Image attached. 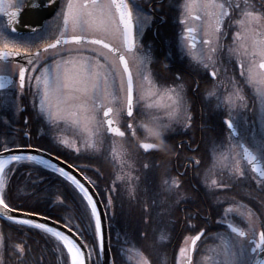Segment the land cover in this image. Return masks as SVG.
<instances>
[{
    "label": "snow or ice",
    "instance_id": "1",
    "mask_svg": "<svg viewBox=\"0 0 264 264\" xmlns=\"http://www.w3.org/2000/svg\"><path fill=\"white\" fill-rule=\"evenodd\" d=\"M27 7H54L55 12L47 21L22 24L24 0L8 8L0 0V14L7 18L0 21V111L11 108L19 117L30 110L23 117L25 142L17 143L16 136L0 141V264H5L2 230L14 226L18 231L35 230L44 241L42 246L50 244L64 258L63 264H101L113 239L107 221L115 216L114 181L125 177L109 174L105 178L101 167H94L102 166L97 145L105 139L114 144L115 138L130 137L145 154L169 151L166 133H185L192 127L188 91L198 95L201 80L210 83L204 98L215 97L213 111L219 110L227 135L209 141L214 150L204 173L199 170L200 159L186 157L193 176L206 177L215 169L217 178L203 181V193L191 185L193 195H180L174 202L228 203L216 220L226 229L215 234L220 243L209 250L213 255L196 264H264V195L250 198L255 209L237 203L235 195L231 202L220 198L248 179L264 194V0H183L177 50L188 63L183 72L177 71L171 82L164 83L150 67L154 62L151 50L140 42L159 11L151 0H29ZM160 19L164 22V17ZM9 85L12 88L5 91ZM245 88L254 90L251 105ZM25 99L28 103L22 105ZM249 112L255 117L250 123ZM30 118L47 129L54 147L71 149L77 159L69 162L66 155L33 144L27 131ZM138 129L152 142L141 141ZM184 146L181 143L177 148ZM187 147L197 150L191 143ZM245 162L254 173L251 177ZM118 163L123 164V159ZM41 171L55 178L58 192H68L64 199L48 205L51 212L42 209L44 198L35 188L18 195L17 174ZM88 171L97 180L107 179L109 187L101 189L85 174ZM178 176L191 180L186 172ZM165 183L171 191L180 189L182 182L174 178ZM182 211L185 231L195 234L181 233L177 264L179 258L193 264L206 227L191 221L200 219L207 225L211 217L200 208ZM116 239L119 243L120 237ZM15 247L17 259H22L25 248ZM120 252L117 248V256ZM109 260L123 264L114 257ZM142 264L151 260L144 257Z\"/></svg>",
    "mask_w": 264,
    "mask_h": 264
},
{
    "label": "flooded vegetation",
    "instance_id": "2",
    "mask_svg": "<svg viewBox=\"0 0 264 264\" xmlns=\"http://www.w3.org/2000/svg\"><path fill=\"white\" fill-rule=\"evenodd\" d=\"M27 0H24L26 4ZM171 3L172 6H169ZM182 4L183 0H163L162 3H157V0H151V5L153 8H158L159 11L155 12L154 14V22L145 29V34L140 41L146 49L151 50V55L153 57V64L150 66L153 72L157 75V77L161 80V83L164 82H171L174 79L175 73L177 71L183 72L186 68L188 63V59L181 57L177 50V40L182 32V26L178 23L179 19L181 18L182 12ZM145 9H148V4L144 5ZM15 8V7H14ZM54 15V14H53ZM53 15L49 18L51 19ZM161 17H164V22H161ZM47 19V20H49ZM46 20V21H47ZM4 21V19H3ZM170 55V59H166V56ZM131 63V62H130ZM169 64L170 69H165L164 64ZM200 79V77H197ZM210 87V83L207 80H201V87L199 89L198 95H193L191 89L189 88L188 91V98L192 103V114H193V123L192 127L187 130L185 133H166L167 135V142L169 144L170 150L167 152H160V151H152L147 154H153L154 161L158 163L157 166H169L171 180L176 178L179 179L181 183L180 189H174V197L175 199L182 195L183 186L186 188V192L188 193L187 196L193 195L191 190V185H195L199 190L200 193L205 191L203 187V181L206 179L208 183L209 177L211 176L210 173L216 172L213 169L211 172L207 173V176H193L191 171V164L186 160V157H195L196 159L201 160V173L205 172V166H208L210 163V153L213 152L214 146L209 143V141L213 138L216 140H223L227 133L224 130V125L222 124L221 116L219 114V110L213 111V108L216 104L215 97H210L205 99V89ZM12 86H8L5 91L10 90ZM254 95V90L252 88H245V96L248 99L249 105L252 104V98ZM28 100H22L21 104H27ZM201 110H203L204 116L201 117ZM30 112V110H29ZM29 112L20 113L19 117L16 116L13 109L9 108L4 111H0V132L3 135H0V141H6L13 136L17 137V143L23 144L24 141V132H25V125L23 123V117L28 115ZM226 118V117H225ZM255 117L249 112L248 114V121L251 122L252 119ZM31 127L27 129L29 134L32 137L33 144H40L44 148L50 147L42 144L39 139H46L51 140L46 128L40 125L38 122H33L30 118ZM257 129L259 125H256ZM123 128V127H122ZM251 130L249 129V132ZM137 135L140 140H145L144 134L137 130ZM132 140L130 137H127ZM258 138V133H257ZM152 142L151 140H147ZM184 143V147L177 148L178 144ZM191 143L193 148H196V151H189L187 144ZM197 145L199 147L197 148ZM65 148L61 147L57 150L61 156H65L64 152ZM67 152V151H66ZM263 166H264V162ZM185 164H188V168L184 167ZM244 167L247 169L249 177L254 175L251 172V169L247 166L246 162L244 163ZM179 172H186V176L190 177V182L186 180L185 176H178ZM168 180H165V182ZM256 184L251 179H248L240 184V186L233 190V193L229 194H222L221 199L231 202L233 195H235V201L237 203L247 204L248 207L254 208L255 205L251 201V197H261L264 194L259 193L256 191ZM228 203H224L222 206H214L211 201L205 203L200 199H197L195 202L188 201V202H181L176 207V212L174 213H167L169 210H164L163 212V219L168 218L172 219L174 216V221H176V215L179 220H182L179 227L175 230H171L170 227L163 228L164 231H170L174 235H181V233H190L194 235L195 232H187L185 231L186 225V213L182 211V209H192L196 210L200 208L211 217V222L207 225H203V221L200 219L192 220V224H196L197 227L205 226L206 232L205 237L201 238V241L197 244V252L193 253V264H196L197 259H201L202 257L209 256V248L211 243H215L216 239L215 234L218 232H224L226 229L220 225L216 224V220L219 219V213L222 211L223 208H227ZM228 220L232 221V215L229 214ZM239 218H237L238 222ZM239 226H243L240 224ZM180 242L178 240L174 241L172 246L170 247V254L168 255V262L169 264H177L178 259V252H179V245ZM212 245V244H211ZM180 264H186L183 258H179Z\"/></svg>",
    "mask_w": 264,
    "mask_h": 264
},
{
    "label": "trees",
    "instance_id": "3",
    "mask_svg": "<svg viewBox=\"0 0 264 264\" xmlns=\"http://www.w3.org/2000/svg\"><path fill=\"white\" fill-rule=\"evenodd\" d=\"M119 139L127 140L128 138ZM132 148L137 149L135 151H140L134 143ZM156 163L148 172L150 174L153 170L148 183L145 178L143 179V175L137 172L132 180L125 178L123 181H115L116 191L111 193L115 211L114 218L108 220L113 233L111 253L112 257L122 261L123 264H142L144 257L149 258L151 264H169L170 247L179 236L166 234L164 235L166 239L159 240V232L160 229L163 230L164 225H166V228L170 227L171 230H175L182 220H179L177 215L176 221L173 219L174 216L171 220L168 218L163 219L164 210H169L167 213L170 212L173 215L175 212L177 214V204L174 202V189L167 191L165 188L166 190L163 191L158 176L161 174V170H156L158 165ZM48 171L33 172L31 174L21 172L17 174L15 180L20 189L18 195H23L35 188L36 193L44 198L41 204L42 209L51 212L48 205L64 199L68 192L57 191L60 186L55 178L48 174ZM85 174L96 180L101 189L109 187L107 179L97 180L94 176L92 177L88 173ZM138 175L140 176L138 177ZM38 179L42 182L37 183ZM182 189V195L187 196L186 188L183 186ZM100 198L101 200L104 199L103 196H100ZM2 231L5 237V247L3 249L5 264H63L64 258L55 252L50 244L42 246L44 241L35 230L29 231L25 227L23 231H18L14 226L13 228H4ZM117 236L120 237L119 243H117ZM178 242H180V237ZM16 245L25 248V253L22 259L19 260L17 259L19 253L15 247ZM117 248H121L119 256L116 254ZM14 252L15 255H13Z\"/></svg>",
    "mask_w": 264,
    "mask_h": 264
},
{
    "label": "rangeland",
    "instance_id": "4",
    "mask_svg": "<svg viewBox=\"0 0 264 264\" xmlns=\"http://www.w3.org/2000/svg\"><path fill=\"white\" fill-rule=\"evenodd\" d=\"M16 2L17 0H2L3 7L5 8H8L10 3L14 5ZM0 21H3L2 14H0ZM39 141L53 150H57L61 148V147H58V148L54 147L51 140L39 139ZM133 143L134 142L131 141L130 139L120 140L119 138H115V143L113 144L111 140L105 139L102 145H97V147L99 148V156L101 157L102 166L100 163H98L94 165V167H101V172L103 173L105 178H107L109 174H120L121 176H124L125 178H128V179L130 176L131 178L129 180H132V178H134L138 172V174L143 175V179L145 178L148 183L150 174L153 173V170L150 172V174L148 172L151 168H153L154 164L156 163L154 162V156L156 157V155H153L152 153L145 154L140 151H135L137 149L134 150L132 148ZM74 146L83 147L82 145H77L75 143H74ZM64 152L67 158L71 162L77 159V157L71 151V149H65ZM121 159H123L124 161L123 164L118 163V161H120ZM144 165H147L148 167L145 168ZM156 170H161L160 171L161 174L158 176L160 177L161 186H162L163 191H165L166 189L167 191H170L168 189L167 184L165 183V180L171 181V174H170L169 166H165V167L157 166ZM87 173L90 176L92 177L94 176L96 178V175L94 174L93 171H88ZM210 174L211 176L208 179L209 181L217 178L215 172L210 173ZM140 175H138V177ZM0 223H3V222L0 220ZM164 226H165L164 228H166V225ZM166 234H172V232L164 231L160 229V232H159L160 239L159 240L163 241V239H166V236L164 237V235ZM185 235H190V233L189 234L186 233ZM178 238L179 236L177 237L176 241L178 240ZM219 243L220 241L216 239L215 243H211L212 245L210 244L209 250L212 248H215ZM211 255H213V253L209 251V256ZM199 260L200 259L198 258L197 261Z\"/></svg>",
    "mask_w": 264,
    "mask_h": 264
},
{
    "label": "water",
    "instance_id": "5",
    "mask_svg": "<svg viewBox=\"0 0 264 264\" xmlns=\"http://www.w3.org/2000/svg\"><path fill=\"white\" fill-rule=\"evenodd\" d=\"M29 0H27L26 5H25V9L22 11L21 13V21L22 24L23 23H30L36 20H40V21H46L47 18L51 17L53 15V13L55 12V8H45V7H39L38 9H32L27 7ZM33 3H39V0H32ZM11 11H15V8H11L9 9ZM4 19L6 20L7 18L4 16ZM21 31H25L26 29L21 28ZM10 86V85H9ZM123 130V129H122ZM143 142H147V141H143ZM262 166L263 163L261 162ZM97 191V190H96ZM99 199H101L100 197H98ZM101 207H103V205H101ZM108 223V221H107ZM57 227H59V225H56ZM109 258H112V253L111 250H109L106 253V257L101 259V263L102 264H110V260Z\"/></svg>",
    "mask_w": 264,
    "mask_h": 264
}]
</instances>
